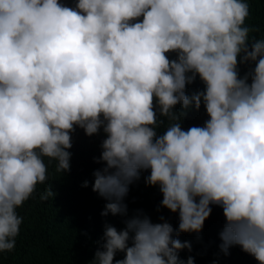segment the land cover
Segmentation results:
<instances>
[{
  "label": "clouds",
  "instance_id": "obj_1",
  "mask_svg": "<svg viewBox=\"0 0 264 264\" xmlns=\"http://www.w3.org/2000/svg\"><path fill=\"white\" fill-rule=\"evenodd\" d=\"M249 15L247 0H0V254L48 180L45 158L70 172L79 127L106 136L92 184L102 216H126L149 170L179 214L178 228L142 214L107 224L90 264H195L178 237L202 232L210 205L223 209L224 254L239 246L264 264V36L250 35ZM193 106L209 118L185 130Z\"/></svg>",
  "mask_w": 264,
  "mask_h": 264
},
{
  "label": "trees",
  "instance_id": "obj_2",
  "mask_svg": "<svg viewBox=\"0 0 264 264\" xmlns=\"http://www.w3.org/2000/svg\"><path fill=\"white\" fill-rule=\"evenodd\" d=\"M70 6L74 0H65ZM250 15L246 20L248 26L260 28V32L252 33L257 38L264 36V0H247ZM175 58L176 53H170ZM249 65L241 64L243 75ZM204 85L199 77L195 83L187 87V94L192 95L202 90ZM177 110L182 111L177 105ZM205 108L199 110L193 106L187 110L183 120V128L203 126L208 119ZM167 123V121H166ZM159 134L164 131L159 128ZM106 136L101 129L99 134L88 136L84 130L77 127L72 133L73 147L69 150L71 156L70 172H57L54 160L45 158L48 165V180L37 185L33 197L17 209L23 217L20 234L16 238V247L12 252L0 254V264H90L96 250L101 246L105 226L111 224L118 229L125 227L124 221L137 214L149 216L154 223L168 222L178 228L179 214L161 206L163 194L158 185L150 186L145 183L149 171L141 173L139 180L130 185V191L125 198L128 205L127 215L102 216L107 201L92 190L93 173L104 166L103 162L96 163L94 158L101 155V142ZM89 182L87 187L84 181ZM49 188L53 195L42 200L41 194ZM213 209L211 216L205 221L200 233H181L178 237L182 242L188 241L192 248L179 252L183 260L194 257L195 264H258L256 259L244 252L239 246H232L229 254L220 249L225 217L223 209L210 205ZM164 217V221L160 217ZM123 257L118 253L116 259Z\"/></svg>",
  "mask_w": 264,
  "mask_h": 264
}]
</instances>
